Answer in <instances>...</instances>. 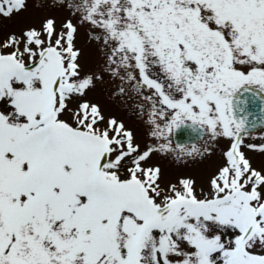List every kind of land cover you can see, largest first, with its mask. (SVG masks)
<instances>
[{
  "label": "snow or ice",
  "instance_id": "6c2138e0",
  "mask_svg": "<svg viewBox=\"0 0 264 264\" xmlns=\"http://www.w3.org/2000/svg\"><path fill=\"white\" fill-rule=\"evenodd\" d=\"M258 125L264 0H0V264H264Z\"/></svg>",
  "mask_w": 264,
  "mask_h": 264
},
{
  "label": "rangeland",
  "instance_id": "374dc122",
  "mask_svg": "<svg viewBox=\"0 0 264 264\" xmlns=\"http://www.w3.org/2000/svg\"><path fill=\"white\" fill-rule=\"evenodd\" d=\"M36 14L35 9H30L29 12L24 14L25 19H29L32 16ZM18 23L17 20H13L10 22V26H14ZM77 46L81 47L83 49L82 53V59L89 62V64H92L97 59V54L95 52V46L93 44H90L87 41V38L85 37L83 31H81L80 36L78 37ZM106 85H99L96 92H95V98L99 99L102 103L109 106L111 110L114 112V114L118 115L121 118H124L125 120L129 121L130 123H134L138 129H143L144 124L143 122L136 120L134 116H132L129 111L126 108L121 107V105L118 102L112 101V99L107 95L105 92ZM264 130V129H262ZM246 139H249L250 141L259 142L260 137H246ZM220 159L219 153L215 157H213L214 161H218ZM165 163L166 167L175 175L179 173L189 172L193 175H196L198 178L207 170L208 164L206 161H194L188 165H177L174 161L171 159L163 161Z\"/></svg>",
  "mask_w": 264,
  "mask_h": 264
},
{
  "label": "water",
  "instance_id": "95a60500",
  "mask_svg": "<svg viewBox=\"0 0 264 264\" xmlns=\"http://www.w3.org/2000/svg\"><path fill=\"white\" fill-rule=\"evenodd\" d=\"M260 126L258 125L257 128ZM179 139L184 143H189L191 140L195 139V133H185L183 136L179 137Z\"/></svg>",
  "mask_w": 264,
  "mask_h": 264
}]
</instances>
